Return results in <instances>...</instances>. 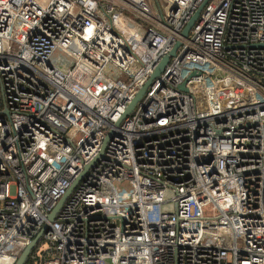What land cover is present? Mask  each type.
I'll return each instance as SVG.
<instances>
[{"label": "built area", "instance_id": "1", "mask_svg": "<svg viewBox=\"0 0 264 264\" xmlns=\"http://www.w3.org/2000/svg\"><path fill=\"white\" fill-rule=\"evenodd\" d=\"M205 1L0 0V264H264V0Z\"/></svg>", "mask_w": 264, "mask_h": 264}, {"label": "water", "instance_id": "2", "mask_svg": "<svg viewBox=\"0 0 264 264\" xmlns=\"http://www.w3.org/2000/svg\"><path fill=\"white\" fill-rule=\"evenodd\" d=\"M208 0H206L201 7L196 11V13L191 17V19L187 22V24L185 25L182 34L184 37H188L192 27L194 26V24L196 23L197 19L200 16L201 10L204 7V5L206 4ZM181 45V42L178 41L172 48V50L164 55L161 59V61L159 62L157 68L155 69V71L152 73V75L150 76V78L146 81V83L140 88V90L137 92V94L133 97V99L130 101V103L128 104V106L126 107L124 113L122 114L121 119L119 120V122L124 119L125 117L131 115L134 110L135 107L138 103V101L142 98V96L145 94L147 88L149 87V85L152 83V81L158 77L163 70L165 69L166 65L170 62L171 58L173 56H175L177 54L178 48ZM106 143L104 144L105 147ZM92 165V164H90ZM82 175L77 178V180L73 183V185L69 188V190L67 191V193L59 200L58 204L56 205V207L53 209V211L50 213L49 215V219L51 221H53L55 219L56 214L58 213V211L61 209V207L63 206L64 202L66 201V199L68 198V196L71 194V192L73 191V189L75 188V186L77 185V183L79 182V180L81 179ZM44 229L38 234V236L29 244L25 247V249L23 250L22 254L20 255V257L18 258L16 264H26L29 256L32 252V250L34 249L36 243L38 242L39 238L42 236Z\"/></svg>", "mask_w": 264, "mask_h": 264}, {"label": "rangeland", "instance_id": "3", "mask_svg": "<svg viewBox=\"0 0 264 264\" xmlns=\"http://www.w3.org/2000/svg\"><path fill=\"white\" fill-rule=\"evenodd\" d=\"M160 6V7H159ZM168 7V2L167 0H153V9L154 11H160V8L161 9H166ZM48 244L45 242L43 244V247H47Z\"/></svg>", "mask_w": 264, "mask_h": 264}, {"label": "trees", "instance_id": "4", "mask_svg": "<svg viewBox=\"0 0 264 264\" xmlns=\"http://www.w3.org/2000/svg\"><path fill=\"white\" fill-rule=\"evenodd\" d=\"M34 252H35V250H34ZM30 261H31V257L29 258L28 262H30ZM28 262H27V263H28Z\"/></svg>", "mask_w": 264, "mask_h": 264}]
</instances>
